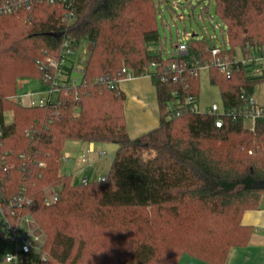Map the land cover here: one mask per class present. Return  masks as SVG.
I'll return each instance as SVG.
<instances>
[{
  "label": "trees",
  "instance_id": "obj_1",
  "mask_svg": "<svg viewBox=\"0 0 264 264\" xmlns=\"http://www.w3.org/2000/svg\"><path fill=\"white\" fill-rule=\"evenodd\" d=\"M207 1L216 3L230 55L247 44L264 47V0ZM162 6L170 10L167 0H78L77 21L70 28L63 21V9L52 5L0 16V117L4 121L5 113L13 115L12 123L3 127L0 157L6 154L8 161L16 163L15 169L0 173V178L7 195L26 191L33 198V216L47 236L46 261L25 254L18 264L49 260L78 264L85 251V232L72 214L84 212L85 201L92 198L98 206L94 218L100 223L106 213L135 215L130 221L123 218L125 236L130 237L134 228L133 252L111 264H179L185 254L208 264H225L232 248L248 243L252 229L242 225V216L258 209L264 193V118L254 130L243 119H226L217 128L214 116L189 111L181 118L167 119L174 92L182 102L193 96L198 105L199 69L193 74L197 66L190 65L191 70L177 82L169 78L171 73L168 81L161 80L175 59L151 48L161 42L158 18ZM20 18L30 28L18 26ZM66 29L76 39L77 48L84 42L93 45L80 92L79 116L73 114V97L58 108L60 119L54 108L25 109L12 102L10 98L19 89L18 76L39 79L35 61L43 52L58 56ZM189 46L187 59L203 64L211 58L208 50L215 43L192 38ZM152 62L160 66L151 73L160 126L131 139L124 115L125 94L95 81L113 78L124 68L140 77ZM209 69L211 83L220 87L229 110L244 106L242 91L254 96L256 87L264 83V70L257 74L252 64L239 62L231 79ZM8 73L12 87L6 90ZM68 141L118 146L107 183L92 181L83 186L71 175L60 174ZM22 154L28 159H18ZM24 162L27 169H23ZM38 162L45 166L39 167ZM48 186H61L59 201L50 207L43 202ZM208 216H215L218 223L208 224ZM170 235H180L182 240L163 253L159 246Z\"/></svg>",
  "mask_w": 264,
  "mask_h": 264
},
{
  "label": "built area",
  "instance_id": "obj_2",
  "mask_svg": "<svg viewBox=\"0 0 264 264\" xmlns=\"http://www.w3.org/2000/svg\"><path fill=\"white\" fill-rule=\"evenodd\" d=\"M207 1V0H198ZM173 10H178L183 5H191V0H176L173 2ZM78 0H0V16L14 15L20 13H29L34 7L40 5H52L63 9L64 18L67 28H70L76 21V8ZM63 39L59 48L58 56L53 58L46 52H43V57L35 61V65L40 72L39 79H35L38 83L37 87L30 90H23L18 92L10 100L18 106L25 109L33 108H54L56 111L54 115L57 119L61 118L58 108L66 103L70 97H73L74 111H78L82 98L80 96L81 88L83 87V78L85 76L88 60L81 57L80 49L76 47V39L66 31L63 33ZM225 35L223 44H215L214 47L208 50L210 60L205 63H192L187 58L190 55L189 41L192 38L199 40V35L193 37V34H186L185 40L177 45L176 53H172L171 57L175 58L171 61L169 66L163 73L162 81L166 82L169 78L177 82L188 71L190 65L197 66V69L191 70V73L198 72L200 67L215 68L218 72L227 79H231L236 70V65L241 62L243 65L252 64L255 66V73L260 74L264 70V47L257 44H247L242 49L243 58L237 59L236 54L230 55V45L228 36ZM229 45V46H228ZM80 46H83L81 44ZM79 46V47H80ZM159 65L152 62L146 67L141 76H149L151 73L157 72ZM171 73L168 78L167 75ZM135 76L131 71L122 69L117 76L110 78L108 76L96 79L97 85H105L110 89H119L121 82L124 80H134ZM23 84V83H22ZM20 86L23 87V85ZM56 96V97H55ZM175 100L168 106L169 115L168 120L181 118L188 111L193 113H201L193 96L185 97L182 102L178 97L177 92L173 93ZM241 99L244 106L240 109L229 110L224 109L221 113L217 104H214L206 113L209 116L215 117V126L222 128L226 119L236 121L243 119L251 124V130L255 129L256 122L264 118V105L257 103L254 96H249L242 91ZM6 115V113H5ZM6 125L5 116L4 121L0 117V148L3 146V127ZM96 152L93 148H88L81 156V161L88 167L90 164L89 155ZM99 157H106L105 150L97 151ZM0 157V173H8L16 168L15 162H10L7 156ZM20 160L28 159L26 155L18 156ZM62 160H67L62 157ZM68 161V160H67ZM39 167H44L45 164L38 162ZM27 163H23V169H27ZM109 180L107 176H98L95 178L85 177L80 180L83 186H88L92 181L105 184ZM61 186H48L43 190L44 204L47 207L55 205L60 199ZM35 203L33 198L24 191L21 194L9 196L7 195L2 180L0 178V230L3 235L7 237L13 245V250L5 256L7 264H18L21 257L25 254H35L41 257L43 261L47 260L44 254V246L47 240L45 232L42 230L38 222L33 216Z\"/></svg>",
  "mask_w": 264,
  "mask_h": 264
},
{
  "label": "rangeland",
  "instance_id": "obj_3",
  "mask_svg": "<svg viewBox=\"0 0 264 264\" xmlns=\"http://www.w3.org/2000/svg\"><path fill=\"white\" fill-rule=\"evenodd\" d=\"M191 1V5H183V7H180L177 11L173 10V2L176 3V0H167L170 10L165 6H162L163 10L162 12H159L158 18L161 42L157 45H153L151 47L152 50H162L165 55H171L173 52L176 53L177 45L187 42L185 40L186 34H197L199 35V40H205L208 44H211V42L216 45L224 43L225 35H223L221 30V27L224 28V24L218 15L216 3L213 1L210 4L208 1ZM20 19L21 20L18 19L17 21L18 26L21 27L22 25L23 27L30 28V25L25 23L24 18ZM136 39V42L140 44L139 38L136 37ZM79 49L81 57H85L89 60L93 51V45L88 42H84L83 46H80ZM235 51L237 59L241 60L243 58L242 49L237 48ZM209 60L210 59H207L206 61L208 62ZM121 65L122 67L126 66L125 62H122ZM9 73L5 75L6 83L4 85V89L6 88V90L12 87V83L10 81L12 76ZM19 76L17 83L19 85L18 88L20 92L21 88H23V90H30L37 87L38 83L35 79H21ZM20 84H22L23 87L20 86ZM254 98L257 103L264 105V83L256 87ZM214 104L218 105L221 113L224 111L225 104L220 87L211 83L210 69L208 67H200L198 98L199 111L201 113H206ZM79 112V110L74 111V116H79ZM5 121L7 124L12 123V113H6ZM245 125L247 127L251 126L249 122H246ZM74 144L75 143L73 141L66 142L62 153L65 157H75L76 150L73 149ZM113 150L114 147L112 145L105 147V151L109 154L107 155L109 157L113 156ZM251 153L252 151H249V154ZM71 170L72 164H70L67 160L63 161L60 174H69L71 173ZM85 207L84 212H74L72 214L73 216L71 215L75 223L82 224L85 232V251L83 253L82 260L78 264H111L117 260L125 259L131 256L135 246L134 228H132L129 232L130 237L125 236L123 218L130 221V219L135 217V215L131 212L123 211L115 212L114 214L106 213L107 216L105 221L100 223L94 218V216L98 214L96 201L93 198L87 202L85 201ZM146 213L147 211L142 212V214ZM148 214H151L150 210L148 211ZM218 221L219 219H216L215 216H208V220L206 222L214 225L218 223ZM138 237L139 235H136V239ZM130 238H133L134 241ZM180 240H182L180 235H170L167 240L160 244L159 247L164 253L167 248L174 247ZM12 250V243L7 240V237L3 235L0 230V264H7L4 260L5 256ZM44 264L56 263L49 260Z\"/></svg>",
  "mask_w": 264,
  "mask_h": 264
},
{
  "label": "crops",
  "instance_id": "obj_4",
  "mask_svg": "<svg viewBox=\"0 0 264 264\" xmlns=\"http://www.w3.org/2000/svg\"><path fill=\"white\" fill-rule=\"evenodd\" d=\"M120 90L126 97L124 115L131 139H137L160 126L157 90L151 77L140 76L134 80H124L120 84ZM73 142L75 143L73 149L76 150L75 157L63 155L72 164L71 173L65 175H71L77 180L88 176L95 178L108 175L118 150L117 145ZM109 145L114 147L113 156L99 157L97 151L105 150V147ZM89 147L96 150L89 155L91 168L81 161V156ZM242 225L252 229L249 241L245 246L232 248L225 264H264V193L261 195L258 209L249 210L243 214ZM198 263L208 264L187 254L183 255L179 261V264Z\"/></svg>",
  "mask_w": 264,
  "mask_h": 264
},
{
  "label": "water",
  "instance_id": "obj_5",
  "mask_svg": "<svg viewBox=\"0 0 264 264\" xmlns=\"http://www.w3.org/2000/svg\"><path fill=\"white\" fill-rule=\"evenodd\" d=\"M198 35L197 34H193V37H197Z\"/></svg>",
  "mask_w": 264,
  "mask_h": 264
}]
</instances>
